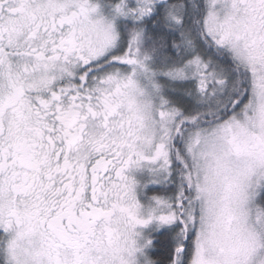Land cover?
<instances>
[{"label":"snow or ice","instance_id":"6c2138e0","mask_svg":"<svg viewBox=\"0 0 264 264\" xmlns=\"http://www.w3.org/2000/svg\"><path fill=\"white\" fill-rule=\"evenodd\" d=\"M0 264H264V0H0Z\"/></svg>","mask_w":264,"mask_h":264}]
</instances>
